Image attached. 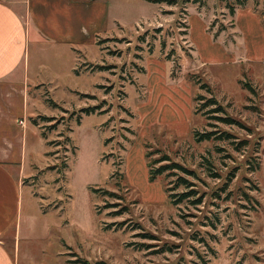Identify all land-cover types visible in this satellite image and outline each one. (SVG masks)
I'll return each mask as SVG.
<instances>
[{"label":"rangeland","instance_id":"rangeland-1","mask_svg":"<svg viewBox=\"0 0 264 264\" xmlns=\"http://www.w3.org/2000/svg\"><path fill=\"white\" fill-rule=\"evenodd\" d=\"M151 1L109 0L110 30L77 68L90 73L67 74L68 62L55 71L45 55L42 67L30 65L37 86L28 104L19 98L17 108L14 99L26 123L12 154L22 167L16 264H264L262 71L230 61L248 42L259 51L264 43L252 26L246 34L233 28L226 5L234 0ZM246 2L264 23V0ZM51 74L55 89L44 86ZM210 97L225 115L202 109ZM99 105L103 113L84 111ZM224 116L239 124L215 118ZM209 131L222 138L193 137ZM145 143L194 172L190 199L199 204L169 202L164 189L179 171L149 181L146 164L157 155L145 159ZM121 161L129 192L111 177ZM114 203L128 212L114 216Z\"/></svg>","mask_w":264,"mask_h":264},{"label":"crops","instance_id":"crops-1","mask_svg":"<svg viewBox=\"0 0 264 264\" xmlns=\"http://www.w3.org/2000/svg\"><path fill=\"white\" fill-rule=\"evenodd\" d=\"M111 10L109 0H0V264H16V223L22 198V167L15 164L12 154L21 143L19 130L26 123L14 112V99L17 108L19 98L28 104L30 89L37 86L35 76L30 80V65L34 68L44 55L53 60L55 71L68 62L67 74L76 75L83 55L87 58L86 49L96 47V36L110 30ZM233 20L236 32L239 27L243 34L249 33L252 26L264 43L262 20L255 11L237 9ZM248 44L244 54L232 55L230 61L259 64L264 83V50ZM42 66L37 64V68ZM81 72L90 73V69ZM49 78L44 86L55 89L59 76Z\"/></svg>","mask_w":264,"mask_h":264},{"label":"trees","instance_id":"trees-1","mask_svg":"<svg viewBox=\"0 0 264 264\" xmlns=\"http://www.w3.org/2000/svg\"><path fill=\"white\" fill-rule=\"evenodd\" d=\"M186 3H192V4H197L198 6H202L201 5V0H184ZM247 0H234V2L232 4H227L226 8L229 11V14L231 15V17L234 18L235 15V11L237 9L240 8H245L246 7V2ZM151 2L153 3H166L167 5H173V1L171 0H152ZM260 17H262L259 14ZM262 25L264 28V23L262 20ZM233 28L234 27V20H233ZM207 30L209 32H211V27H207ZM222 32V30H217L216 32H214L212 34L213 39L216 40V38L220 35V33ZM184 35H188V25H185V31L183 33ZM167 61H170V57H166ZM78 70L75 71V74H77ZM201 79H198L197 83H201L200 82ZM244 86H248L247 84H245ZM201 89H205L207 91V93L211 94V89L209 87L208 84L206 83H202L200 86ZM250 88V87H249ZM251 89V88H250ZM252 90V89H251ZM198 99V98H196ZM49 101V100H48ZM50 104H52L51 101H49ZM203 108L209 107V106H216L214 109L210 110L208 113H221L224 114V109L218 105L217 100L214 97H210L207 100L206 105H203ZM102 108V106H97V107H90L87 109H84L85 112H87L88 114H92L95 112L98 113H103L102 111H100V109ZM122 110L126 113H128V111L121 107ZM130 114V113H128ZM204 115V114H203ZM225 115V114H224ZM205 116V115H204ZM130 117L132 118L133 115L130 114ZM216 120L220 121L222 124L225 125H235V124H239L237 121H235L234 119H232L229 116H224V117H215ZM41 120L43 121H49L48 117H41ZM129 130V129H126ZM129 132L131 133V135L135 136V133L131 130H129ZM216 132H203V133H198V132H194L193 133V137L197 142H202V141H209L211 139H219L222 137H217L216 136ZM216 136V137H214ZM225 136H230L228 133H225ZM230 138V137H229ZM215 139V140H216ZM107 142V140H106ZM105 142V144H106ZM144 149H145V153H144V157L145 159L148 160V158L151 155H157L156 159H152L147 161V170H148V179L150 182L155 181L158 177L165 175V177H169V176H175V175H171L173 174L172 172L174 171H179L181 172V175L176 176V178L174 179V187H167L164 189L165 193L167 194L168 200L169 202L174 205L177 206L180 203L187 201V202H191L192 205H197L201 202V199H190L192 197L196 196V191H194V189H192V187L194 186L190 181H188L187 177H192L194 175V172L185 168L184 166H182L181 164L175 162L171 156L169 154H167V152H165L162 149H159L157 147L153 148L150 144L145 143L144 144ZM122 161L119 163H113V166L115 167V170L112 174V178H116L117 177V186L119 185H123L122 187L125 189V192H129L130 189L124 184L125 183V175L123 172H121L119 170V167L122 165ZM158 164L157 167H155ZM178 187H183L184 191L180 192V193H176L175 191L177 190ZM95 192V190L93 191ZM102 196H108V197H112V198H116L118 200H122L123 197H120L119 195L109 192L107 190H102ZM124 200V199H123ZM137 199L134 200V203H137ZM111 207L113 208H118L117 210L113 211V215L114 216H120L122 214H124L125 212H128L127 206L121 203H114V204H110ZM109 205V206H110Z\"/></svg>","mask_w":264,"mask_h":264}]
</instances>
